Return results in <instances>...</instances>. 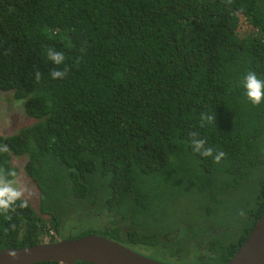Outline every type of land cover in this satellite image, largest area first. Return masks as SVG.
I'll return each mask as SVG.
<instances>
[{
	"label": "trees",
	"instance_id": "trees-1",
	"mask_svg": "<svg viewBox=\"0 0 264 264\" xmlns=\"http://www.w3.org/2000/svg\"><path fill=\"white\" fill-rule=\"evenodd\" d=\"M249 71L264 80V0H0V90L40 120L0 134V173L14 171L11 154H26L40 201L37 211L0 214V249L58 240L49 231L65 229L72 208L94 211L95 190L121 215L70 238L119 242L124 223V242L151 245L144 225L187 192L225 210L249 186L258 205L237 211L251 223L236 247L221 249L219 264L228 261L264 208V101L247 98ZM192 133L226 155L216 163L195 152Z\"/></svg>",
	"mask_w": 264,
	"mask_h": 264
},
{
	"label": "rangeland",
	"instance_id": "rangeland-1",
	"mask_svg": "<svg viewBox=\"0 0 264 264\" xmlns=\"http://www.w3.org/2000/svg\"><path fill=\"white\" fill-rule=\"evenodd\" d=\"M40 121L39 119L33 118L29 116L24 108V99H16L14 97V92L12 90L3 91L0 90V134L2 136H10L13 134L18 133V131L22 127H28L33 125L34 123ZM27 160V155H13L11 154L10 158V165L14 168V172L16 173L15 177H11L10 179H15L17 185L26 189L24 199L28 200V204L37 211L40 205L38 190L35 184L32 182L31 179L27 177L25 174L24 166ZM104 193V192H103ZM189 194L193 195L192 193L184 194L180 199L177 200L176 203H171L166 207V212L162 213L165 214V218L162 222H147L142 231L144 233H152L157 235L159 232L163 231L165 227L167 228L168 225L173 226H180L184 222L194 223L191 227L193 229L200 221V219L204 218H220V217H233V219L238 220L240 218L239 212L237 213L238 209L235 204V208H229L225 210H214L209 208V204L206 201L200 200L194 196H189ZM93 197H90L92 200H96L97 207L94 211H90V207L88 204L83 205L82 207L72 208L71 217H68V222L65 225V229H60L58 238H66L67 236H77L79 229H86V228H93L96 227V224L100 227L105 225L114 224L115 222L112 220V216L114 213L116 215H121L119 211L113 208L112 213H108L106 211V207L103 203L98 202L99 192L94 191L92 193ZM238 206V205H237ZM92 214L97 215L98 217H94ZM161 214L158 216L157 220L160 221L159 218ZM160 219V220H159ZM66 222V220L64 221ZM97 226V227H98ZM74 227V228H72ZM190 229V228H188ZM92 231V230H90ZM93 232V231H92ZM95 233V232H93ZM97 234V232H96ZM107 235L106 237H108ZM111 238V237H110ZM147 250H139L144 256L149 257L154 260H158L161 262L167 263L168 261L173 264H189L194 263V251H189V256L192 255L193 258L188 259H181L179 261L167 258L157 249L150 247V245H146ZM167 259V260H166ZM170 264V263H169Z\"/></svg>",
	"mask_w": 264,
	"mask_h": 264
},
{
	"label": "water",
	"instance_id": "water-1",
	"mask_svg": "<svg viewBox=\"0 0 264 264\" xmlns=\"http://www.w3.org/2000/svg\"><path fill=\"white\" fill-rule=\"evenodd\" d=\"M169 264L146 257L112 239L85 235L23 248L0 249V264ZM224 264H264V208L245 240Z\"/></svg>",
	"mask_w": 264,
	"mask_h": 264
},
{
	"label": "flooded vegetation",
	"instance_id": "flooded-vegetation-1",
	"mask_svg": "<svg viewBox=\"0 0 264 264\" xmlns=\"http://www.w3.org/2000/svg\"><path fill=\"white\" fill-rule=\"evenodd\" d=\"M248 189L249 186H242L231 197L234 206L235 204L238 205H236L238 210L242 206L244 208L246 207L247 209H250L254 205H258L256 199L257 194L249 192ZM225 198L226 201L229 200V194H226ZM165 216V214H161L159 217L161 220L159 219L160 221L157 220L156 222L168 221L162 220V218H165ZM239 216L240 218L238 220L228 216L215 218L213 220L210 218H204L202 220L200 219V222L193 229H191V227L194 225L192 221L188 223L184 222L180 226L168 225L167 228L165 227V229L159 232L157 235L149 233V236L155 237L151 238L154 240L150 247L157 249L167 258L176 261H179L182 258H193L192 255L189 256L188 254L189 251H194L196 253V255L194 254V263L189 264H219V255H221V249L228 248L231 244L236 247L243 238L244 230L249 228L251 217L246 219L244 213L239 214ZM119 225L124 230L123 232L125 234L119 237V243L144 255L139 250H147L146 245L148 244H139L135 241H132L131 239H129L127 242H124L127 240V238H129V235L127 234L128 228L124 226V223H120ZM134 230L135 232H138L141 229L136 227ZM54 235L55 239H59V234L57 232L54 231ZM70 237L71 236H67L66 238ZM216 258H218V260H216ZM226 261H224L222 264H224ZM167 263L173 264L169 261Z\"/></svg>",
	"mask_w": 264,
	"mask_h": 264
},
{
	"label": "clouds",
	"instance_id": "clouds-1",
	"mask_svg": "<svg viewBox=\"0 0 264 264\" xmlns=\"http://www.w3.org/2000/svg\"><path fill=\"white\" fill-rule=\"evenodd\" d=\"M48 58L56 65L63 64L65 61L64 53L61 51H56L53 48L47 50ZM68 69L63 70L53 69L50 73L53 79L63 78L67 76ZM41 79V73L37 71L35 73V81L39 82ZM243 87L245 89V94L247 98L254 104L259 105L264 101V80L258 78L255 72L249 71L242 81ZM213 117L204 115L202 116L203 121H212ZM193 139L191 141V146L193 150L197 153H200L204 157L214 156V161L219 163L221 159L226 155L223 151H219L214 154V151L211 147H206V140L197 139L196 133L191 134ZM8 146H0V152H7ZM16 173L14 171L7 173L6 175L0 173V214L7 215L10 212H15L17 208H27L28 200L24 199L26 189L17 185L15 179H10L9 177H15ZM19 201V203H17ZM243 214V213H241ZM7 218H11L7 216ZM14 227V225H13ZM54 231V230H53ZM59 240V239H58ZM43 242H50L44 241Z\"/></svg>",
	"mask_w": 264,
	"mask_h": 264
},
{
	"label": "built area",
	"instance_id": "built-area-1",
	"mask_svg": "<svg viewBox=\"0 0 264 264\" xmlns=\"http://www.w3.org/2000/svg\"><path fill=\"white\" fill-rule=\"evenodd\" d=\"M49 234L55 236V235H54V231H53L52 229L49 231ZM49 239H50V236H48V235H46V236L44 237V241H49Z\"/></svg>",
	"mask_w": 264,
	"mask_h": 264
}]
</instances>
